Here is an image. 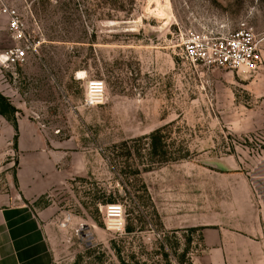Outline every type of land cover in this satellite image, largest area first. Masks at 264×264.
Returning a JSON list of instances; mask_svg holds the SVG:
<instances>
[{"label": "rangeland", "instance_id": "374dc122", "mask_svg": "<svg viewBox=\"0 0 264 264\" xmlns=\"http://www.w3.org/2000/svg\"><path fill=\"white\" fill-rule=\"evenodd\" d=\"M2 7L18 12L36 43L21 66L0 70V95L15 109L4 119L29 121L39 156L62 152L72 164L56 162L57 180L49 168L41 179L48 188L32 203L53 264H192L197 225L223 215L241 181L264 200V0ZM242 23L259 41L256 71L186 63V36L227 34ZM11 45L0 13V51ZM93 82L102 88L98 105L89 103ZM166 125L170 151L188 158L144 170L142 138ZM134 146L138 154L128 155Z\"/></svg>", "mask_w": 264, "mask_h": 264}, {"label": "crops", "instance_id": "0c3cea01", "mask_svg": "<svg viewBox=\"0 0 264 264\" xmlns=\"http://www.w3.org/2000/svg\"><path fill=\"white\" fill-rule=\"evenodd\" d=\"M15 124L16 130L0 115V138L13 144L16 136L17 154L16 168L0 185V264H53L32 203L48 188L41 179L48 177L49 168L57 180L63 173L53 171L56 162L70 171L72 164L62 152L54 160L47 153L39 156L40 140L33 124L18 118ZM234 192L233 200L222 205L223 215L197 225L201 251L192 264H264V200L249 195L246 180Z\"/></svg>", "mask_w": 264, "mask_h": 264}, {"label": "built area", "instance_id": "2783aa9c", "mask_svg": "<svg viewBox=\"0 0 264 264\" xmlns=\"http://www.w3.org/2000/svg\"><path fill=\"white\" fill-rule=\"evenodd\" d=\"M7 18V31L12 45L0 51V70L5 67L21 66L36 49V43L25 32L24 23L15 9L2 7L0 9ZM182 55L191 66H201L231 71H256L262 63L259 41L253 30L242 23L227 34L209 35L191 33L182 43ZM97 83H91L90 104L102 102V88ZM17 165V154L11 143H5L0 138V185L5 177Z\"/></svg>", "mask_w": 264, "mask_h": 264}, {"label": "trees", "instance_id": "16d2710c", "mask_svg": "<svg viewBox=\"0 0 264 264\" xmlns=\"http://www.w3.org/2000/svg\"><path fill=\"white\" fill-rule=\"evenodd\" d=\"M14 111L15 109L10 105L7 99L0 95V115L5 117L7 112L10 113ZM168 126L169 125L162 126L142 138L145 142L141 144V148L144 151V155L147 156L144 170H149L155 165H164L188 158L186 153H172V151H170V143L165 134ZM13 128L16 130V124L14 122ZM122 146L126 148L125 143H123ZM134 152L138 154L139 146L131 147L128 149L127 154H134Z\"/></svg>", "mask_w": 264, "mask_h": 264}, {"label": "bare ground", "instance_id": "6f19581e", "mask_svg": "<svg viewBox=\"0 0 264 264\" xmlns=\"http://www.w3.org/2000/svg\"><path fill=\"white\" fill-rule=\"evenodd\" d=\"M114 209V208H113Z\"/></svg>", "mask_w": 264, "mask_h": 264}]
</instances>
